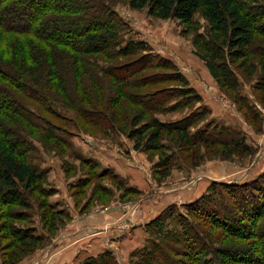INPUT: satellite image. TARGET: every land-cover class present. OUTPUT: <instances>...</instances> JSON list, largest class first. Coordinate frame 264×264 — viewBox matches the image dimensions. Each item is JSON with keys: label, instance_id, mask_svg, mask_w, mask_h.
<instances>
[{"label": "trees", "instance_id": "1", "mask_svg": "<svg viewBox=\"0 0 264 264\" xmlns=\"http://www.w3.org/2000/svg\"><path fill=\"white\" fill-rule=\"evenodd\" d=\"M127 1L130 8L147 9L156 19L181 22L185 27L183 34L193 35L195 55L206 64L220 87L234 95L247 123L261 131L263 118L240 94L238 73L252 80L260 72L255 92L259 102H263L264 0ZM115 3V0H0V237L8 241L6 246L2 244L1 264H18L19 253L31 256L44 248L56 237L59 222L64 225L70 219L66 211L50 202L56 190L49 186L46 173L34 165L32 155L36 149L26 136H31V131L27 133L31 127L45 143L55 141L58 146L69 147L57 135L62 129L50 118L58 117V111L47 99L71 101V108L86 123L127 135L134 140L135 150L158 153L157 170L162 179L172 167L173 156L164 154L171 144L178 148L175 154L180 156L191 154L199 146L219 147L226 159L254 153L241 131L215 121L194 132L209 120L211 112L207 107H200L174 124L153 118V111L157 112L168 100L182 99L174 107L182 109L194 107L202 99L188 88L187 78L175 64L155 55L145 42L130 41L123 45L119 43L115 25L107 22L94 27L97 13L107 19L112 16L114 23L119 20ZM18 13L30 18L19 24ZM197 15L206 21L204 30L196 23ZM10 17L12 22L7 23L5 19ZM69 29L75 32L74 36L67 35ZM125 59L131 60L122 61ZM43 73L48 76L46 82ZM103 81L108 84L110 96L102 93ZM90 82L95 86L91 87ZM170 83L183 87L152 90ZM35 87L42 88V92ZM51 87H55V93L48 90ZM150 88L152 92L144 95ZM57 93L64 97H58ZM128 101L139 108L130 126L122 104ZM30 103L36 107L38 104L39 110ZM84 163L88 165L90 160ZM103 176L116 183L120 180L110 171L96 175ZM258 178L240 184L212 182L206 194L184 204L187 214L182 216L180 229L164 232L163 214L152 221L148 229L154 227L159 241L151 242L144 250H147L142 257L144 262L264 264V173ZM96 189L102 195L107 192L101 185ZM135 192L133 188L124 189L127 195ZM36 202L47 238L30 223ZM236 242L247 246L239 243V247Z\"/></svg>", "mask_w": 264, "mask_h": 264}, {"label": "rangeland", "instance_id": "2", "mask_svg": "<svg viewBox=\"0 0 264 264\" xmlns=\"http://www.w3.org/2000/svg\"><path fill=\"white\" fill-rule=\"evenodd\" d=\"M115 1L114 11L119 16V20L114 23L112 16L108 20L101 13H97L98 22L94 23V27L97 28L101 23L106 24L107 22L111 23V26L115 25L119 30V43L123 45L130 41L145 42L155 55L175 64L178 72L187 78L188 88L194 89L202 99L201 103L194 104V107L182 109L174 108L182 99L168 100L164 105L162 104V107H159L157 112L153 111V118L164 124H174L184 120L200 107H207L211 112L209 120L201 123L194 129V132L198 128H204L205 124L210 121H215L220 126H228L235 131H241L254 153L245 157L234 155L226 159L219 147L199 146L194 148L191 154L183 153L181 157L175 154L178 148L173 144L171 147L167 143L171 149L164 154L167 157L173 156L170 162L172 167L169 174L162 179L158 175L160 170H157V164L160 161L158 153L150 154L135 150L134 140L127 135L113 132L109 127L99 128L95 125L96 128L92 123H86L82 115L71 108V101L62 102L58 98L47 99L49 104L58 111V117L53 115L50 118L55 120L53 122L59 126L57 128L62 129L61 132L57 131V135L61 136L69 147L65 148L61 144L58 146L55 141H46V144L41 139V135L31 127L27 128V133L28 131L33 133L29 132L31 136H26L30 137L29 141L36 149V153L32 155L34 165L46 173L49 186L56 190V195L50 198V202L56 208L66 211L70 219L66 220L64 225L59 222L56 237L50 240L44 248L31 256L23 255V252L19 253L18 258L21 260L18 264H148L142 258L147 251L144 252V250L150 246L151 242L159 241V235L154 227L151 231L148 229L152 221L163 214L162 220H166L163 224L164 232L180 229L183 223L182 216L185 217L187 214L184 204L192 203L206 194L212 182L240 184L245 183L246 180H256L264 173V101L259 102L255 92L260 72L252 80H248L237 72L242 85L240 94L257 109L263 118L262 129L259 132L247 123L243 112L235 102L234 95L220 87L211 76L206 64L195 55L193 35L183 34L185 27L181 22L156 19L148 14L147 9L130 8L127 0ZM16 17L19 24L27 22L30 18L26 14L19 13ZM12 19L13 17H10L5 20L10 23ZM196 23L202 30L206 28V21L200 15L196 16ZM69 30L71 32L67 35L74 36L75 32L72 29ZM131 59L122 61L127 62ZM98 74H100L99 71ZM42 77L46 82L47 74L43 73ZM89 84L91 87L95 86L93 82ZM101 86L104 89L102 93L109 95L110 89H108L107 82L103 81ZM171 86L172 88L183 87L176 83L158 85L153 89H146L144 95L147 94L146 92H152L151 89L154 91ZM30 87L34 88L33 85ZM71 87L69 90L73 91L74 80ZM35 89L42 92V88L35 87ZM48 90L55 93V87L48 88ZM94 91L96 94L97 89ZM56 95L60 98L64 97L61 93ZM144 99L150 100L151 98ZM32 103L30 106L34 109L36 106ZM122 104L125 107L127 124L130 126L132 116L139 108L129 101ZM36 108L39 110L38 104ZM120 120L118 118L117 121L121 124ZM37 123L41 128L44 127L43 122L38 121ZM192 158L195 160H191ZM86 160H90V164L84 163ZM213 164L224 167V177L216 181L206 177L208 167ZM135 168H138L142 177L146 178V190L141 188V184L136 183L137 180L132 173ZM106 171L115 174L120 180L116 183L108 176L96 177ZM204 179L209 181V185L205 193L198 197V186ZM97 185H101L107 192H103L104 195L97 193ZM125 188H133L137 193L135 192L132 196L127 195L124 193ZM178 196L182 197L184 204L179 203ZM38 204V202L34 203L30 223L37 229L38 234L47 238L48 233L43 228ZM111 213L115 214V220H112L114 223L105 225L106 228L91 225L94 221L92 218L104 214L108 216ZM25 225L28 224H23ZM78 225H82L83 228H79ZM71 227L74 229L73 233L69 231ZM109 227L113 229L109 230ZM245 230L248 232V228ZM103 234L109 236L107 241L95 245V238ZM81 238H89V240L74 249L76 241ZM1 239L0 237V264L2 244L3 247L8 244V241ZM239 243L247 246L242 242H236V245ZM70 245L72 247L67 249ZM76 250L80 252L72 255L71 252ZM65 252L68 253L67 258ZM57 256L59 258H56Z\"/></svg>", "mask_w": 264, "mask_h": 264}, {"label": "crops", "instance_id": "3", "mask_svg": "<svg viewBox=\"0 0 264 264\" xmlns=\"http://www.w3.org/2000/svg\"><path fill=\"white\" fill-rule=\"evenodd\" d=\"M132 171H133L132 173H133V176H134L135 180H137L136 183L141 184V188L144 189V190H146V182H147L146 178L145 177H142V174L140 173V171L138 170V168H135ZM207 171H208V173H207V176L206 177H208V179H210L212 181H216L219 178L224 177V167H221L220 165H214L213 164V165H211V166L208 167ZM246 181H248V180H246ZM246 181H245V183H246ZM208 185H209V181L207 179L202 180L201 181V184H199V186H198L197 196L198 195H202L203 193H205L206 188H207ZM177 200L179 201V203H183L184 204V200L182 199L181 196H178ZM113 213H114V211H113ZM113 213L108 214V216L104 214V215L96 216V217L92 218V219H94V221L91 223V225L99 226V227H102L103 229L106 228L107 226H105V225H107L108 223H114V221H112V220H115V218H114L115 217V214H113ZM116 216H117V214H116ZM78 227L79 228L80 227L83 228L82 225H78ZM71 228L72 229L69 228L70 229L69 231H70V233L71 232L73 233L74 232V229H73V227H71ZM92 228H94V227H92ZM109 228H110L109 230H112L113 229L112 227H109ZM89 238H85V239L84 238H81V239L77 240L76 243H75V246L73 248L76 249L78 245L85 243L86 241L89 240ZM108 238H109V236L107 234H103V235L99 236L98 238H95L96 240L98 239L99 241L97 242L95 240V243L94 244L95 245H97V244H103V243H105V241H107ZM71 247L72 246L70 245L67 249H70ZM79 252H80V250H76L75 252H71V253H72V255H77ZM67 255H68V253H66V258H67ZM56 258H59V257L57 256Z\"/></svg>", "mask_w": 264, "mask_h": 264}]
</instances>
